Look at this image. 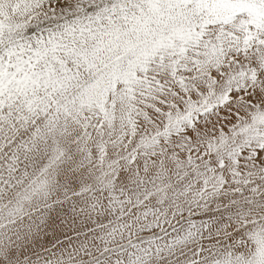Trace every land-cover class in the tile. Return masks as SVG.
I'll return each mask as SVG.
<instances>
[{"label": "snow or ice", "instance_id": "1", "mask_svg": "<svg viewBox=\"0 0 264 264\" xmlns=\"http://www.w3.org/2000/svg\"><path fill=\"white\" fill-rule=\"evenodd\" d=\"M0 264H264V0H0Z\"/></svg>", "mask_w": 264, "mask_h": 264}]
</instances>
